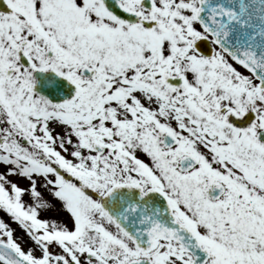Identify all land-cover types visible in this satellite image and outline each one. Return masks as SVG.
<instances>
[{"label": "snow or ice", "instance_id": "6c2138e0", "mask_svg": "<svg viewBox=\"0 0 264 264\" xmlns=\"http://www.w3.org/2000/svg\"><path fill=\"white\" fill-rule=\"evenodd\" d=\"M0 264H264V0H0Z\"/></svg>", "mask_w": 264, "mask_h": 264}]
</instances>
